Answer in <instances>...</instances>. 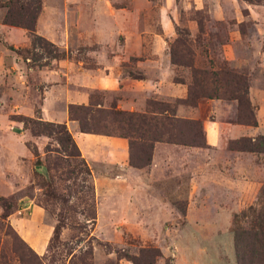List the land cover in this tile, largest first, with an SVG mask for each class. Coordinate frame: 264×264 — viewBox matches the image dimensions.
<instances>
[{"label": "rangeland", "instance_id": "374dc122", "mask_svg": "<svg viewBox=\"0 0 264 264\" xmlns=\"http://www.w3.org/2000/svg\"><path fill=\"white\" fill-rule=\"evenodd\" d=\"M171 52L191 69L216 72L221 84L225 71L243 76L256 125L237 122L240 109L221 98V87L220 98L163 113L170 120L157 127L160 141L133 138L129 148L125 138L98 135L122 140L124 156L101 149L85 163L88 176L77 173L79 158L66 156L70 147L62 153L53 137L22 127L21 118L40 117L41 106L44 122L62 124L55 122L66 114L70 136L79 132L70 105L87 107V122L108 129L112 109L137 114L159 103L173 110L192 72L172 65ZM208 126L214 146L206 143ZM261 150L262 1L0 0V198L7 202L0 216L9 210L0 264H236L233 230L248 228L244 215L263 205ZM19 227L40 234V254Z\"/></svg>", "mask_w": 264, "mask_h": 264}, {"label": "trees", "instance_id": "16d2710c", "mask_svg": "<svg viewBox=\"0 0 264 264\" xmlns=\"http://www.w3.org/2000/svg\"><path fill=\"white\" fill-rule=\"evenodd\" d=\"M244 1H262L264 0H244ZM27 29H30L29 26ZM37 41V42H35ZM40 38H35L33 43L38 45V42H41ZM42 43V42H41ZM50 46V44L47 43ZM39 47V46H37ZM12 50L11 47H8ZM16 53H21L20 50H14ZM51 57L56 59L58 54L53 50ZM170 62L175 66H182L190 68L191 77L189 85L187 86L186 97L184 99L174 100L173 110L166 109L167 106L160 105L156 103L157 106H163L164 108H152L146 110L144 113H124L112 109L108 113H105V116H110L113 124L115 125L113 129H108L105 126H95L93 124L94 118L90 117L89 122H87L86 116L88 115L90 109L84 106L70 105L67 109L68 118L70 120H76L78 122V128L80 133L84 134H97L104 136H116L120 138H125L128 140V147L131 148L132 142L131 139H138L143 143L145 141H160L159 138L155 137L157 132V127L162 126L164 123L161 120H164L166 123L170 120L168 115H173L174 109L177 105H185L194 107L196 101L199 98L214 99L220 98L218 89L224 87L226 93L221 97L222 99L235 100L237 107L240 109L237 115V122L246 126H255V118L250 108L249 101L247 99V86L246 80L243 76L236 74L232 71H225L222 73L226 75L227 79L221 84L217 79H215L216 72L207 73L205 71H197L191 69L190 63L180 62L174 55L173 52L170 53ZM222 72V71H221ZM174 82H178L174 79ZM181 83V82H178ZM151 104V103H150ZM149 102L147 106H151ZM91 106V104H90ZM113 108V107H112ZM157 111V112H155ZM77 114H81L77 116ZM172 119V118H171ZM22 127L24 129H29L32 135L40 136L44 135L48 138L53 137L54 141L58 147L62 150V153H66L67 147L73 150L74 154H67L66 156L79 158V165L76 167L77 173L89 175L88 169H86L85 162L80 158L79 151L75 146L70 134L67 132L63 124H53L50 122H44L39 116L35 119L32 118H21ZM200 133V127H199ZM182 145H188L185 142H178ZM195 145H201L197 142L191 143ZM240 151L254 152V148H238ZM52 150L46 148L45 153H49ZM264 151V150H261ZM33 157L37 158L38 154L35 148H32ZM57 153V149L53 150ZM39 164V161H36ZM132 166L139 167L138 164L132 163ZM262 203L264 205V190L262 191ZM260 195V198H261ZM0 202H3L7 208V202L0 198ZM259 204L258 208L251 209L249 208L248 213L244 215L248 219V228L245 229H234L233 230V248L235 254L236 264H264V206ZM9 210L4 212L0 216V233L3 228V223L9 216ZM6 227H8L6 225ZM3 259L2 254L0 253V261Z\"/></svg>", "mask_w": 264, "mask_h": 264}, {"label": "crops", "instance_id": "0c3cea01", "mask_svg": "<svg viewBox=\"0 0 264 264\" xmlns=\"http://www.w3.org/2000/svg\"><path fill=\"white\" fill-rule=\"evenodd\" d=\"M137 84L138 83L132 84V86H135ZM138 85H141L144 88H146L148 84L145 81H141ZM150 87H151V85H150ZM170 87L177 90V88H175V85H172ZM169 89H171V88H169ZM179 96H183V95L181 94ZM39 114H40V118H42V120H43L44 119L43 106H41ZM65 117H66V114L63 112L62 115L60 116V119L58 120V122H55V123L65 124V120H64ZM208 129L211 131L212 137L209 140L207 137V134H205L206 143L209 146H214L218 142V138H217L215 131L212 128V126H208ZM71 137H72V140L74 141L78 151L80 152V155L83 157L85 163L88 165L92 163V158L96 154L102 152V151L100 152L101 149H104L105 152L107 150H110V153H112V154H115L116 152L119 151L120 152V159H122L124 156V144H123L122 140H120V139L117 140V139H113L110 137L84 134V133H80V132L73 133L71 135ZM27 209H30V216L31 217H34V218H36V220H39L41 213L38 210H34V208L30 207L29 204L27 205ZM17 233L22 238L23 241L29 243L31 248L37 254H40L43 251V243L40 240V237H38L40 234L39 235L27 234L26 231H24V229L21 227H19ZM50 233H51L50 228H47L44 231L43 237H47Z\"/></svg>", "mask_w": 264, "mask_h": 264}]
</instances>
